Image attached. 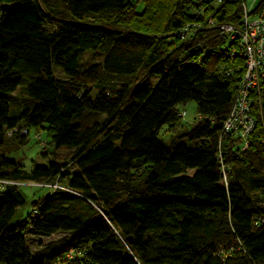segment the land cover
Returning a JSON list of instances; mask_svg holds the SVG:
<instances>
[{
  "label": "trees",
  "instance_id": "16d2710c",
  "mask_svg": "<svg viewBox=\"0 0 264 264\" xmlns=\"http://www.w3.org/2000/svg\"><path fill=\"white\" fill-rule=\"evenodd\" d=\"M241 1L0 0V264H264V98L241 148L221 129L244 67L234 43L216 28L175 34L236 23ZM186 100L197 121L164 143ZM29 127L52 150L26 170L11 156ZM26 182L60 188L10 223ZM57 231L33 252L25 242Z\"/></svg>",
  "mask_w": 264,
  "mask_h": 264
},
{
  "label": "built area",
  "instance_id": "2783aa9c",
  "mask_svg": "<svg viewBox=\"0 0 264 264\" xmlns=\"http://www.w3.org/2000/svg\"><path fill=\"white\" fill-rule=\"evenodd\" d=\"M213 1L219 3L222 0ZM259 1L261 0H249L248 3L247 0L241 1L236 23L221 22L208 16L202 20H190L175 31L181 38L193 30L216 28L227 36L228 41L234 43L229 48V56L238 54L243 59L244 67L236 83L235 96L222 120L221 129L235 135L240 140L241 148L246 147L248 133L254 125L251 113L253 101L264 98V3L255 8ZM192 62L198 63L197 60ZM178 114L182 117L184 111H179ZM14 130L6 131V134L9 135ZM20 132L25 134L26 130L21 129ZM222 180L225 181L224 175ZM47 186L60 188L57 184ZM65 257H72L71 249L66 252Z\"/></svg>",
  "mask_w": 264,
  "mask_h": 264
},
{
  "label": "rangeland",
  "instance_id": "374dc122",
  "mask_svg": "<svg viewBox=\"0 0 264 264\" xmlns=\"http://www.w3.org/2000/svg\"><path fill=\"white\" fill-rule=\"evenodd\" d=\"M134 1V0H133ZM249 0H247L248 3ZM213 4V3H212ZM141 7V2L136 3V8L139 10ZM83 59L86 61H94V57L89 55L88 53L83 54ZM221 69L222 67L219 66ZM53 74L56 76H61V73L57 69H53ZM114 81L117 80V78H113ZM155 80V77L152 76L150 78V81L153 82ZM93 93V92H92ZM90 93V94H92ZM176 109L181 111H184L183 116L180 119V125L175 130H168L166 125H162L158 132V138L161 139L164 143H169V141L173 138V136H176L179 132H182L183 130H188L192 127L193 124L198 119V115L196 113L195 108V102L193 100H186L183 103H179L176 106ZM177 130V131H176ZM41 134H37L34 132V129L32 127H29L28 136L26 138V142L24 144H17V141L15 142V147L13 149V154L11 157H14V159L19 160L23 167L27 170L30 168V166L33 163H44L45 159L42 158L40 152L41 147L45 145L47 141V137L45 135V132L43 129L40 130ZM40 140H39V139ZM39 140V141H38ZM9 143V142H7ZM6 143V144H7ZM46 149L48 151L52 150V147H49V145H45ZM56 158L59 160H63L65 155V149L59 148L56 150ZM56 184V183H52ZM52 184H43V185H52ZM19 189L21 193L24 195L25 203L22 207L16 209L15 213L13 214L10 223H15L22 219L28 212H29V202L35 198H37L39 195L46 191H50L53 188L51 187H39L41 185H34L32 183L26 182L19 184ZM62 187V186H61ZM63 188V187H62ZM65 233L63 232H55L47 237H38V236H31L27 235L25 236V242L27 243L29 249L33 252L34 250L39 249L41 246L50 243L58 238H60ZM53 264H57L53 263Z\"/></svg>",
  "mask_w": 264,
  "mask_h": 264
},
{
  "label": "water",
  "instance_id": "95a60500",
  "mask_svg": "<svg viewBox=\"0 0 264 264\" xmlns=\"http://www.w3.org/2000/svg\"><path fill=\"white\" fill-rule=\"evenodd\" d=\"M35 165H37V166H45V163H39V162H37V163H35Z\"/></svg>",
  "mask_w": 264,
  "mask_h": 264
}]
</instances>
